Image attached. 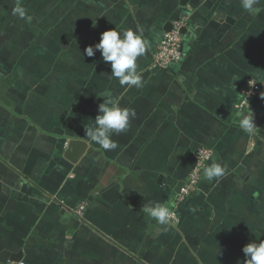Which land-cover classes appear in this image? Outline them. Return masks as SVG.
<instances>
[{"label":"crops","instance_id":"1","mask_svg":"<svg viewBox=\"0 0 264 264\" xmlns=\"http://www.w3.org/2000/svg\"><path fill=\"white\" fill-rule=\"evenodd\" d=\"M13 1L31 20L1 15L0 29L16 19V44L0 35V51L16 48L12 56L24 49L23 32L44 36L38 46L49 50L45 35L60 34L55 66L60 63L64 86L58 104L41 106L40 114L33 111L37 94L30 95L29 123L16 116V98L0 102V250L23 249L27 264H245L243 247L264 240V207L222 201L229 181L237 179L227 173L209 181L202 172L198 188L180 200L177 186L200 146L216 149L207 165L222 163L220 142L248 136L239 127L236 112L242 109L235 106L250 80L262 90L245 109L258 118L264 104V0L256 15L241 0ZM180 14L186 17L181 61L151 69L150 56L167 22ZM112 29L139 31L147 41L136 62L142 88L121 86L99 50L86 55ZM53 58L39 56L33 64H52ZM15 64L12 57L0 61V98L8 91L16 95L14 87L3 90L6 74L13 77L6 83L16 79ZM45 74L43 80L52 81V68ZM101 94L135 113L126 130L113 134L114 150L85 135L94 126ZM16 122L24 128L16 129ZM17 130L25 132L19 141ZM71 138L89 144L76 164L64 157ZM258 141H264V131ZM11 143L14 150L6 156ZM5 173H12L7 183ZM211 183L216 199L209 195ZM169 201L178 223L162 226L140 211L150 202ZM84 202L80 216L74 210Z\"/></svg>","mask_w":264,"mask_h":264},{"label":"rangeland","instance_id":"2","mask_svg":"<svg viewBox=\"0 0 264 264\" xmlns=\"http://www.w3.org/2000/svg\"><path fill=\"white\" fill-rule=\"evenodd\" d=\"M14 4L16 5V1L0 0V17L1 15H15L13 12L15 8ZM8 21L13 23L11 25H5V28L0 29V35L3 36L5 41L16 44V19H8ZM174 22H181L186 24V17L181 16L180 14L177 18H175ZM2 25L3 23H1V26ZM21 25L22 23H18V27H20ZM17 30L21 31L20 28H17ZM22 34L23 36L19 34V36L21 37L20 44L24 39L23 37H25L26 43L24 44V49L23 47L18 48L16 54L12 56V53L9 52L13 51L16 48H11L9 50L5 48L0 51V61L6 63L7 60H9V57H12L16 60V79L14 83H6L7 80L13 78L6 74L4 82L5 88L3 89L5 93L8 86L14 87L16 88V95L15 97H12L15 92L12 93L11 91H8L9 96L5 95V97L0 98V102L5 101L9 98H16V107H18L21 111L20 113L16 114V116H19L22 120H25V123H29L30 119L28 118V115L25 114V112H27L25 111V109L28 107L27 102L29 101L30 95H33V92L37 94L35 100L36 107L33 109V111H35V113L37 114H40L42 113L40 109L43 110L41 106H44L46 104L52 106L58 104L64 83L60 80L62 73L60 63L58 66H55L56 64H58L56 62L58 61L61 54V51L58 48L59 44H57V42L60 40V34L45 35L46 38L42 43H44L46 48H48L49 50H45L38 46V41L42 40L44 36L41 39H36L38 35L32 36L33 34H29L26 32H23ZM48 40L51 41L52 48L47 44ZM49 54H52V57H55L52 60L54 63L49 64L50 60H48L47 65L42 64L39 66H35L33 64L37 57H47ZM48 68H52L54 74L51 79L52 81L43 80ZM47 77L48 76H46V78ZM1 88L2 85L0 87V90ZM261 106L262 109L257 113L258 118L254 120V124L256 126L254 134H248L246 138L239 135V141H237L235 138L234 141L220 142L221 155H223L226 159L220 164H222L226 168V173L228 174V176H236L237 178L236 182L229 181L231 186H227L228 189L222 192L224 193V198H221L222 201L225 200L235 204H238L239 201V203H244L245 205L248 204L246 206H249L250 208L254 206L257 207L256 204L259 205L258 207H264V141H258V134H260L261 131H264V104H261ZM17 127L24 128L23 124L20 122H16V129ZM238 133L241 132L239 131ZM24 134V131H16V137H20ZM20 139L21 137L17 138L18 141ZM242 141H247V145H245V147L242 145ZM253 141H255L254 144L252 143ZM11 144L12 145L7 148V152H3V154H6V156L11 154L14 150V143ZM213 150L216 151L215 148H213L212 151ZM252 152H255L254 156H257L259 158V160L256 159V163L255 161L251 162L250 156ZM248 171L250 172V174H248ZM5 174L7 176V183L11 179L12 173ZM212 186L214 187H210L211 190L209 195L212 196L213 199H216L218 198L217 191H215L217 187L216 183H214ZM197 188L198 186L196 187V189ZM194 191L190 192L188 195H190ZM188 195H185L183 198ZM239 195L242 198L241 200L239 198ZM177 200H180V198H178Z\"/></svg>","mask_w":264,"mask_h":264},{"label":"clouds","instance_id":"3","mask_svg":"<svg viewBox=\"0 0 264 264\" xmlns=\"http://www.w3.org/2000/svg\"><path fill=\"white\" fill-rule=\"evenodd\" d=\"M258 3L259 0H241L242 7L251 15H256L260 11L256 6ZM13 12L21 19L30 22L31 17L26 15L22 6L18 5ZM146 47L147 41L144 40L141 32L131 29L121 32L112 29L103 32L99 43L94 47L88 46L85 52L88 57H92L95 54L94 48L99 50L103 60L110 62L111 77L118 79L121 86L142 88V76L137 70L136 62L137 58L145 53ZM99 97H103V102L98 106L94 126L86 129L85 135L104 150H114L117 143L112 139L113 134L126 130L130 117H134L135 113L128 108L120 107L119 101L112 96L101 94ZM238 115L240 117L239 127L248 134H254L256 126L252 112H240ZM225 174L226 168L215 161L203 167V176L209 181L221 178ZM174 207L171 201L150 202L143 205L140 211L155 219L160 225L166 226L176 215L172 211ZM242 251L246 257L245 264H264V240L249 242Z\"/></svg>","mask_w":264,"mask_h":264},{"label":"built area","instance_id":"4","mask_svg":"<svg viewBox=\"0 0 264 264\" xmlns=\"http://www.w3.org/2000/svg\"><path fill=\"white\" fill-rule=\"evenodd\" d=\"M184 26V23L174 22L172 29L161 37L157 50L150 56L149 66L151 69H167L172 63L181 61L183 57V34L181 30ZM261 90L262 89H260L255 81H248L235 107L237 109H243L250 106L252 100L255 99ZM212 154V150L206 147H201L197 150L194 166L180 189V199L196 189L203 172V167L210 161ZM85 208L86 203L84 202L76 207L74 211L76 214L82 216ZM172 211H174L176 215L170 223H178V214L174 209H172ZM5 264H27V262L25 259L19 261L8 260Z\"/></svg>","mask_w":264,"mask_h":264},{"label":"water","instance_id":"5","mask_svg":"<svg viewBox=\"0 0 264 264\" xmlns=\"http://www.w3.org/2000/svg\"><path fill=\"white\" fill-rule=\"evenodd\" d=\"M173 23L168 21L165 30L168 32L172 29ZM182 33L186 32V27H183L181 30ZM259 87L262 88L261 85ZM262 94V93H261ZM89 147L88 142L85 139L81 138H71L68 140L67 147L64 151V157L69 160L71 163L76 164L82 158V156L86 153ZM184 182L178 183L177 190H180V186H182ZM24 252L23 249H19L18 251H12L7 248L0 250V264H5L8 260L11 261H19L23 259Z\"/></svg>","mask_w":264,"mask_h":264},{"label":"trees","instance_id":"6","mask_svg":"<svg viewBox=\"0 0 264 264\" xmlns=\"http://www.w3.org/2000/svg\"><path fill=\"white\" fill-rule=\"evenodd\" d=\"M257 83H258V82H257ZM258 84H260V83H258ZM260 85H261V84H260ZM260 89H262V88H260ZM234 110H235L234 112H236V109H234ZM237 111H238V110H237ZM240 112H244V113H246V112H247V109L243 108ZM240 112H236V113L239 114ZM236 113H235V114H236ZM253 119H254V115H253ZM201 147H206V146H200L199 148H201ZM199 148H198V149H199ZM206 148H209V149L212 150L211 147H208V146H207ZM198 149H197V150H198ZM212 152H213V151H212Z\"/></svg>","mask_w":264,"mask_h":264}]
</instances>
